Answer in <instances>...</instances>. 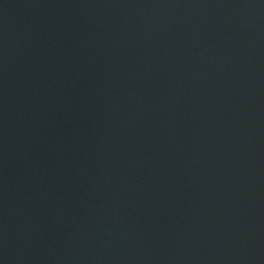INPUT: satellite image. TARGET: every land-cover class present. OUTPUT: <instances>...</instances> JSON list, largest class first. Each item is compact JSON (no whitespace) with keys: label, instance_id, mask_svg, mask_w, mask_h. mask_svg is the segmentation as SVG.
Listing matches in <instances>:
<instances>
[{"label":"water","instance_id":"obj_1","mask_svg":"<svg viewBox=\"0 0 264 264\" xmlns=\"http://www.w3.org/2000/svg\"><path fill=\"white\" fill-rule=\"evenodd\" d=\"M0 264H264V0H0Z\"/></svg>","mask_w":264,"mask_h":264}]
</instances>
